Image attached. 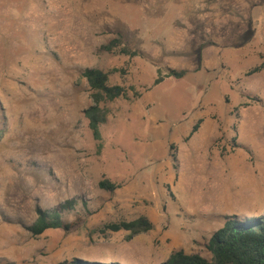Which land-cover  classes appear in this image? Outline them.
Wrapping results in <instances>:
<instances>
[{"label":"rangeland","instance_id":"obj_1","mask_svg":"<svg viewBox=\"0 0 264 264\" xmlns=\"http://www.w3.org/2000/svg\"><path fill=\"white\" fill-rule=\"evenodd\" d=\"M206 1L0 0V264L210 261L227 219L264 214V70L247 75L264 61V27L205 38ZM117 33L141 57L103 52ZM90 68L122 70L109 83L130 98L106 106L101 149L84 116ZM158 69L187 74L154 87ZM70 200L71 231L31 235L38 210ZM139 217L153 230L101 232Z\"/></svg>","mask_w":264,"mask_h":264},{"label":"trees","instance_id":"obj_2","mask_svg":"<svg viewBox=\"0 0 264 264\" xmlns=\"http://www.w3.org/2000/svg\"><path fill=\"white\" fill-rule=\"evenodd\" d=\"M101 50L114 56L127 57L129 59L141 57L137 50H133L126 43L124 36L120 33L114 37ZM264 70V61L251 69L247 75H254ZM122 70L113 69L105 72L97 68L86 69L81 77L86 81L90 91L92 105L85 110L84 116L88 121V128L92 138L98 143L101 149L102 134L101 127L106 124L109 111L106 108L117 100H130L128 90L121 85H110L109 76L112 73H118ZM123 72V71H122ZM158 77L153 86L162 84L165 79H182L186 72H177L166 69H158ZM134 91V89H132ZM134 97L139 94L134 91ZM200 125V121L192 128L189 137L194 135ZM100 190L114 192L118 189L116 184L103 179L98 183ZM77 206L74 200L65 202L53 211L38 210L36 222L28 228V231L34 237H40L49 230L71 231L73 226L63 219V214L73 211ZM153 230V224L147 217H139L132 221H119L104 225L101 232L117 234L125 232L129 238L146 234ZM207 249L211 253V260H207L197 254H186L183 251H177L171 254L168 260L162 264H264V214L258 218H251L245 221L236 218H229L224 226L215 232L207 244ZM58 264H100L78 260L76 258L70 261L60 262Z\"/></svg>","mask_w":264,"mask_h":264},{"label":"crops","instance_id":"obj_3","mask_svg":"<svg viewBox=\"0 0 264 264\" xmlns=\"http://www.w3.org/2000/svg\"><path fill=\"white\" fill-rule=\"evenodd\" d=\"M202 5L212 12L196 23L205 38L236 39L250 29L264 27V0H207Z\"/></svg>","mask_w":264,"mask_h":264},{"label":"bare ground","instance_id":"obj_4","mask_svg":"<svg viewBox=\"0 0 264 264\" xmlns=\"http://www.w3.org/2000/svg\"><path fill=\"white\" fill-rule=\"evenodd\" d=\"M260 216H262V214H260ZM138 252V251H137ZM135 253H136V251H135ZM139 253V252H138ZM137 254V253H136ZM105 261H102L104 264H110L109 262L110 261H106V260H109V259H104Z\"/></svg>","mask_w":264,"mask_h":264}]
</instances>
